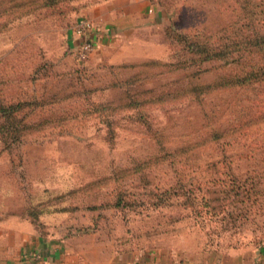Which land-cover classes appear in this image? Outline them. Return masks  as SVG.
<instances>
[{"label": "rangeland", "instance_id": "rangeland-1", "mask_svg": "<svg viewBox=\"0 0 264 264\" xmlns=\"http://www.w3.org/2000/svg\"><path fill=\"white\" fill-rule=\"evenodd\" d=\"M105 1L0 0V98L26 103L22 142L4 150L0 136V202L60 234L187 258L258 254L263 78L237 83L243 62L188 67L181 34L262 33L264 0H147L163 23L79 61L74 27Z\"/></svg>", "mask_w": 264, "mask_h": 264}, {"label": "crops", "instance_id": "crops-1", "mask_svg": "<svg viewBox=\"0 0 264 264\" xmlns=\"http://www.w3.org/2000/svg\"><path fill=\"white\" fill-rule=\"evenodd\" d=\"M148 4L147 0H129L127 4L111 0L89 12L95 24L96 58L121 39H136L134 33L146 21L163 23L165 12ZM73 43L75 47L80 44L75 33ZM21 213L0 202V264H256V260H264V250L257 254L251 249L230 250L216 258H187L167 250L158 253L154 247H126L128 244H120L117 237H98L94 232L60 234L47 222L45 232Z\"/></svg>", "mask_w": 264, "mask_h": 264}, {"label": "trees", "instance_id": "trees-1", "mask_svg": "<svg viewBox=\"0 0 264 264\" xmlns=\"http://www.w3.org/2000/svg\"><path fill=\"white\" fill-rule=\"evenodd\" d=\"M246 1V0H244ZM164 7V4H162ZM243 8V6H241ZM174 27V26H173ZM172 27V28H173ZM175 28V27H174ZM175 32L174 30H172ZM200 29H195L193 33H182L183 43L187 49V56L184 59L183 64L188 67L196 60V64L199 66V71H213L209 67H203L205 62L211 63L215 60L221 61L224 65H239L240 62L249 65V70L245 71V74L240 75L237 79V83L244 82L253 78L254 80L261 78L264 81V31L262 33L259 30H254L252 33L238 36L234 35V40L218 43L214 38L203 39L198 32ZM246 43L248 47L242 48ZM235 47L237 49H235ZM242 52V53H241ZM227 81L225 79H217L213 85L225 86ZM231 86V84H230ZM26 103L24 101H3L0 98V136L3 139L4 150H11L14 146L20 144L23 139V134L26 128L24 123V116H20ZM238 194V193H237ZM187 199H191L192 195L183 194ZM194 196V195H193ZM194 198H196L194 196ZM198 199V198H196ZM245 201V199H243ZM118 205V204H117ZM227 206V205H226ZM227 212L226 214H229ZM26 215L39 229L46 232V225L44 222L38 221V217H31L26 211L21 213Z\"/></svg>", "mask_w": 264, "mask_h": 264}, {"label": "built area", "instance_id": "built-area-1", "mask_svg": "<svg viewBox=\"0 0 264 264\" xmlns=\"http://www.w3.org/2000/svg\"><path fill=\"white\" fill-rule=\"evenodd\" d=\"M74 33L80 37V44L75 48V57L79 61H87L97 49L95 24L91 19L83 18L74 27Z\"/></svg>", "mask_w": 264, "mask_h": 264}]
</instances>
